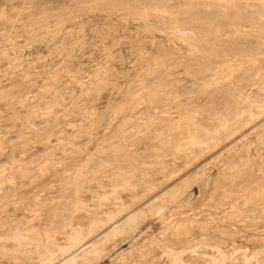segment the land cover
Returning a JSON list of instances; mask_svg holds the SVG:
<instances>
[{
  "label": "rangeland",
  "instance_id": "1",
  "mask_svg": "<svg viewBox=\"0 0 264 264\" xmlns=\"http://www.w3.org/2000/svg\"><path fill=\"white\" fill-rule=\"evenodd\" d=\"M137 2L0 0V12L8 14H0V232L20 226V220L59 222L60 227L51 230L54 235L66 234L55 236L67 246L44 264H264V217H260L264 216V190H259L264 187V108L254 116L248 114L258 108L257 99L264 95V74L244 81L240 73L232 77L234 84L251 92L238 103L228 100L230 81L208 92L198 90L199 81L182 62L172 61L171 68L163 62L165 48L175 41L188 57L193 44H186L180 33L185 37L192 31L146 24L142 9L124 19L112 6ZM45 13L53 25L55 19L64 25L51 32L29 24ZM228 30L209 29L197 38L216 40ZM257 64L264 71V59ZM167 67L165 81L173 96L178 95L170 106L157 102L164 91L152 76ZM138 82L141 85L134 87ZM213 100L224 102L212 109ZM125 102L129 103L123 106ZM186 106L207 126L199 123L198 137H184L196 140L175 151L162 139L171 133L162 123H175V115ZM166 108L171 112L166 113ZM149 115L153 122L147 127L126 121ZM231 117L241 120L236 130L234 123L228 126ZM242 151L251 156L252 169L239 175L232 169L231 157ZM45 162L46 171L41 173L39 164ZM22 167L27 173L20 177ZM195 169L198 174H210L204 192L199 182L187 187L195 203L146 208L137 225H129L101 247L92 245L151 197L181 184ZM144 175L149 176L150 187H133L144 185ZM76 186L82 187L84 200L78 208L72 193ZM118 206L122 209L115 213ZM92 214L104 216L101 224L87 237L70 242L73 228L68 222L90 227ZM4 219L12 221V226ZM101 252L107 254L99 256ZM73 254L77 257L71 261Z\"/></svg>",
  "mask_w": 264,
  "mask_h": 264
},
{
  "label": "bare ground",
  "instance_id": "2",
  "mask_svg": "<svg viewBox=\"0 0 264 264\" xmlns=\"http://www.w3.org/2000/svg\"><path fill=\"white\" fill-rule=\"evenodd\" d=\"M95 1L97 4H99L100 0H95ZM137 1H138L137 3H135L134 5L132 4L128 7H124L123 4H116V5L114 4L112 6L120 10V13L124 17V19L126 17H128L130 14H134L135 12H138L139 9H142V10H145L146 11L145 14H147L142 18L143 22L146 24H151L152 26L161 25L162 27L168 26L169 28L172 27L176 31H181L182 29H188V30L192 31V34L189 33L185 37L183 35L184 32L180 33L181 38L184 39L186 44H188L190 47L193 44V50L190 52L188 51L189 52L188 57H186L187 55L184 56L185 53L181 54V53H183L181 51L183 46L175 41L171 46H168L165 48V51H164L165 54L163 56V60H164L163 62L165 63V65L168 64L171 68L172 67L171 63H173L172 61H175L176 63L182 62L186 66L187 72H190V74L193 75V77L199 81V82H196V84L199 87L198 90L202 89V90L207 91V90H209V88H215L217 86L224 85L223 84L224 81H228V82L230 81L229 85L226 86V87H228V96H229V94L231 95L228 100H231L233 102L238 103L240 101H243L244 99H246V97L248 95H250L251 92L249 91L246 93L242 84H234L231 81V79H232V77H235V76L238 77L239 73H240V76L243 77V81L248 80L249 77H251V76H252V78L255 76L259 79L264 74L262 67L257 64L258 61L262 62V60L264 59V0H137ZM175 1H178L179 4L174 3ZM0 14L2 16H8L6 11H2V12H0ZM47 17H48V14L45 13L44 15H42L38 18L36 17L35 22L33 21L29 24L39 26L40 29L47 28V29L51 30V32H54L56 30L57 26L64 25L62 23V21H60L59 19H55V21H57V22L55 23L56 25H53V22H49L47 20ZM242 23H243V26L239 27V25ZM226 28L229 29L228 30L229 33L226 35L222 34L224 36L218 37V38H216V40H215V38H209V39H206V42H205V41H202L199 38H197L198 36H200L201 33H207L209 29H216L217 30V29H226ZM9 36H10V34H9ZM209 36L210 35H207L206 37L208 38ZM149 37H151V35ZM250 38H253V39H251L252 41L250 40ZM6 41H8V40H6ZM145 44L146 43H143V44H141V46H144ZM10 56L12 57V55H10ZM157 58L159 59L160 57H157ZM157 58H155V59H157ZM159 60H160V62H162L161 59H159ZM168 68L169 67L163 68L162 70H157L152 76H155L154 80L158 82L159 87H161V89L164 91V93L161 94V96L159 97L157 102L158 101H164V102H166V105L170 106L172 104V102L175 100V96L177 94L175 96H173V90L169 89V86L167 85V83L165 81V78H166L165 73H167L166 70ZM145 71H147V70H145ZM252 78H250V79H252ZM23 79H25V78H23ZM107 79H106V81H107ZM95 80H98V79H95ZM146 81H149V79L147 78ZM140 85H141V82H138V83L134 84V87H136V86L138 87ZM259 94H261V93H259ZM221 96H222V94H219L218 97H221ZM28 97H30V96H28ZM38 102H39V100H38ZM214 102H216V101L213 100L210 103V107L212 109L221 107L220 102H224V101L218 100L219 103H214ZM257 102H259L258 105L256 106L258 108H251L250 111L248 112V114L249 113L251 115L257 114V113H259V111L263 110V108H264V95L259 96V98L257 99ZM128 103L129 102H125L123 104V106L128 105ZM149 106H150V104H149ZM202 106H205V105H202ZM30 107H29V111H30ZM34 107H36V106H34ZM83 108H85V107H83ZM186 108H188V107L186 106ZM125 111H127V110H125ZM150 111H151V109H150ZM164 111L166 113L171 112L168 108L164 109ZM28 114H30V113L28 112ZM120 114H122V113H120ZM150 114H151V112H150ZM196 114H197V112H195L193 110V108H191V109L188 108V109L182 110L181 112H179L178 114L175 115V119H176L175 123L171 120L172 124H168L170 122L165 124L166 122L163 121L162 124H164L166 127L171 129V133L168 137H164L162 139L164 140V142L170 143L172 145L173 149H175V151H179L181 149L184 150V148H183L184 146L182 147L180 145L190 144L191 142L196 140V139L191 140V138L190 139H184V137L187 136V134H190L189 136L192 138L198 137L197 135L200 134V132L202 131L201 126H200L201 124H199V123H202L203 126H207V122L200 121L199 118L195 117ZM180 115H182V117L177 118V116H180ZM27 117H28V115H27ZM250 117L252 118V116H250ZM26 119H28V118H26ZM236 120L237 119L234 117H231L230 120H228L229 122L231 121L230 124H228V126H231V125H233L232 123H234L233 128L235 130H236V127H238L240 125L239 123L241 122V120H239L238 122H236ZM126 121L130 122V123L137 122L139 124V127H147L150 124H152L153 118L151 115H149V117H133V118L127 119ZM224 123L225 122H223V124ZM138 124H136V125H138ZM155 124H153V126ZM218 125H220V124H218ZM262 127H264V125H262ZM148 129H150V127L147 128V131H148ZM239 129H241V128H239ZM22 133H23V129H22ZM96 137H98V136H96ZM125 139H127V138H125ZM122 144H124V143H122ZM119 145H121V144H119ZM118 147H120V146H118ZM228 149H230V148H228ZM219 156H221V155H219ZM231 159L233 160L232 169L239 175H244L245 173H247L249 170L252 169V167L250 165L252 163L251 156L249 154H245L243 151L237 155L235 153H233ZM221 160H222V165L226 166L225 161H224V157H221ZM128 164H130V163H128ZM83 165H85V164H83ZM8 167H11V166L6 165L4 168L7 169ZM39 167H40L41 173L45 172L46 171L45 170L46 162L39 164ZM20 169H21V172H19L18 175H20V177L25 176V173H27L26 168L22 167ZM29 171L31 172V170H29ZM209 177H210V174H208V175L198 174L197 169H195L193 173L190 172V175H187V177L185 178V180L181 184L178 183V184H174V185L170 186L169 188L165 189L162 194H156L153 196V198L151 197L152 199L150 198V200L147 201V203H146L147 205L145 204L144 206H141L138 210H135L133 213H130V212H129L130 214L127 213L128 215L125 218H123L121 220V222H118L116 225H114V227H112L110 230H108L104 234H102V236L99 237L98 239L93 240L92 245L94 247H101L102 243H105L106 240L111 239V237H113V236L115 237V235L118 234L119 232H121L122 230L129 228L131 226L137 225V223L139 222V219L142 217V214L145 212L146 208H148V209L157 208L158 209V207H159L158 210H160V208L162 206H169L173 202H176V204H178L177 206H183V205L185 206L187 204L195 203L193 196L188 197L189 194L186 193L187 187L189 185L191 186L193 184L192 182H199L201 187H202V191L204 192L205 188L208 186ZM144 182L145 183L142 186H140L139 184H138V186L136 184L132 185L133 181H129V184L132 185L133 187H139L142 190H146L152 184L149 181V176L144 175ZM72 183H73V181H72ZM116 183H117V181H114V184H116ZM259 190H264V187L263 188L260 187ZM133 191H135V190H133ZM81 192H82L81 186L80 187L76 186L73 188L72 193H74L75 199L77 200V207L76 208H78V206H83V203H84V200L82 199V193ZM139 192H140V189H139ZM185 193H186V195H185ZM133 194H134V192H133ZM135 194H137V193H135ZM46 202H48V201H46ZM61 204H62V202H61ZM47 205H49V204H47ZM119 206L116 207L115 213H117V212L120 213L122 208ZM68 207H67V209H68ZM263 207H264V204H263ZM53 208H54V206H53ZM64 208H66V206H64ZM76 208L74 207V209H76ZM54 209H57V208H54ZM59 209H61V208H59ZM57 211H59V210H57ZM52 212H53V210H52ZM61 212H63V211H61ZM85 212H82V213H85ZM161 212H162V209H161ZM45 213H46V210H45ZM48 213H50V211ZM48 213L46 214V216L48 215ZM31 214H32V212H31ZM86 214H87V212H86ZM16 216L17 215H15V217ZM33 216H35V215H33ZM37 216H35V217H37ZM49 216H50V214H49ZM103 217L104 216H101V215H96V214L93 215L94 221L92 222L93 225L90 227H88L89 225L87 227H83V224H82V227L74 226V224L68 220L69 222L68 221L67 222H68L69 227L73 228L72 231L69 232L70 233L69 235L71 236V239H69L70 242L71 241L77 242L80 239L87 237L93 229H95L99 224H101ZM260 217L262 218L264 216H260ZM7 219H4V220H7ZM64 219H66V218H64ZM8 220L3 221V222H5V223L8 222V224L11 225L12 221H8ZM29 220H32V222L31 223L30 222L24 223L22 220H20V222H21V224L19 223L20 226L17 225V223H16L17 226L14 225L13 227H11V230H9V229L7 230V227H6V229L4 231L0 232V264H37L38 262H43V264H44V261L52 259L53 257H55V255H58L57 250H59V251L63 250L64 251V249L66 248L65 245L67 246V244L63 243L64 240H63V242L61 241V239H60V241H58L59 239H57V237H56V236H58V235H56L57 233L55 234L56 235L55 236L54 235L55 232L53 231L54 232L53 233L51 230V228L57 227L60 224L59 222H57L58 223V225H57L56 223H53V221L49 220V218H42L41 220L38 221L39 223L35 224L33 222V218L29 219ZM90 221H92V219ZM17 222H18V220H17ZM55 225H57V226H55ZM129 225H131V226H129ZM58 227H60V226H58ZM43 228H45L44 230H46L45 232L47 233V236H46L47 238H45V235H44L46 233L43 234V231H44V230L42 231ZM62 235H66V234H62ZM62 235H59V236L62 237ZM69 248H70V246H69ZM98 249H101V248H98ZM85 252L87 254L88 250H86ZM114 252H116V251H114ZM105 253L101 252V254L99 256H102ZM34 257H36L37 259L33 260ZM75 257H77V256L74 255V257L71 261L75 260ZM65 260H67V259H65ZM63 262H65V261H63Z\"/></svg>",
  "mask_w": 264,
  "mask_h": 264
}]
</instances>
